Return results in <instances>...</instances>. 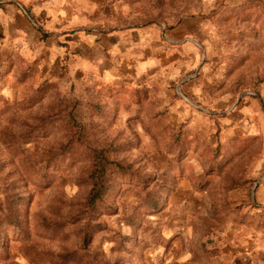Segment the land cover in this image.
<instances>
[{"label": "rangeland", "instance_id": "374dc122", "mask_svg": "<svg viewBox=\"0 0 264 264\" xmlns=\"http://www.w3.org/2000/svg\"><path fill=\"white\" fill-rule=\"evenodd\" d=\"M78 1L115 49L52 52L27 11L0 32V264L79 249L94 148L130 166L93 211L100 258L264 264V0Z\"/></svg>", "mask_w": 264, "mask_h": 264}, {"label": "crops", "instance_id": "0c3cea01", "mask_svg": "<svg viewBox=\"0 0 264 264\" xmlns=\"http://www.w3.org/2000/svg\"><path fill=\"white\" fill-rule=\"evenodd\" d=\"M78 2V0H0V32L9 29L14 32L13 38L23 39L24 32L29 30V16L27 18L24 15L28 12L27 15H30V38L35 39L31 21H39L42 23L40 31L47 35L46 43L52 52L53 50L57 53L69 51L76 55H84L82 52L86 49L91 50L93 54L95 50L99 51L98 48L101 45L109 46L110 43L106 42V44L103 37H106V40L110 39V45H113L115 49L114 43L119 42L115 32L100 37L96 34V37L92 38L93 36L75 24L73 8L78 5ZM111 38L116 41L112 42ZM51 42L53 45L50 44ZM123 44V41L118 43L122 50L124 49ZM112 52H114L113 49Z\"/></svg>", "mask_w": 264, "mask_h": 264}, {"label": "trees", "instance_id": "16d2710c", "mask_svg": "<svg viewBox=\"0 0 264 264\" xmlns=\"http://www.w3.org/2000/svg\"><path fill=\"white\" fill-rule=\"evenodd\" d=\"M90 156L91 166L86 174L90 189L81 203L82 208L79 215L72 218L73 223L80 222L78 219H87V222L79 228L77 233L79 249L63 248L57 254H45V256L50 257L51 261L56 259L60 264H109L108 260L100 258L98 254L91 250L92 235L96 232L95 227H103V225L96 222L93 211L105 206V196L112 189L109 175L114 172L126 175L127 172H130V166L111 159L108 152L103 148L92 149ZM151 203V207H157L155 201L152 200ZM1 234L2 229H0V239ZM41 255L44 256V254Z\"/></svg>", "mask_w": 264, "mask_h": 264}]
</instances>
